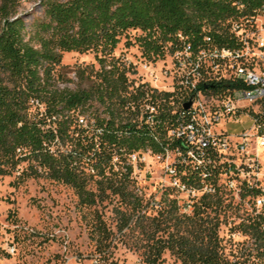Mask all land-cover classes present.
I'll return each mask as SVG.
<instances>
[{"label":"trees","instance_id":"trees-1","mask_svg":"<svg viewBox=\"0 0 264 264\" xmlns=\"http://www.w3.org/2000/svg\"><path fill=\"white\" fill-rule=\"evenodd\" d=\"M18 4L0 0V175L27 161L26 176L68 185L80 206H94L110 194L138 213L142 203L127 158L140 149L161 153L175 146L167 131L183 97L176 90L150 93L158 100L157 113L152 123L139 121L145 91L129 76L131 65L115 55L118 43L125 37L139 59L152 63L184 46L231 47L236 44L231 23L252 18L264 0H39L42 17L27 38ZM129 30L139 32L133 42ZM63 52L94 55L96 65L75 67L74 88L57 85L69 80L61 71ZM162 201L156 221L163 223L164 237L149 235L148 251L138 264H155L163 250L180 264H230L217 233L219 188L202 194L190 214L179 213L174 198ZM262 218L254 216L245 230L264 257ZM92 230L98 240L108 239L97 213Z\"/></svg>","mask_w":264,"mask_h":264},{"label":"rangeland","instance_id":"rangeland-1","mask_svg":"<svg viewBox=\"0 0 264 264\" xmlns=\"http://www.w3.org/2000/svg\"><path fill=\"white\" fill-rule=\"evenodd\" d=\"M18 14L25 22L27 38L34 31L36 19L42 17L39 0H19ZM138 34L129 30L127 38L133 42ZM125 39L121 38L115 55L138 61L135 44L126 46ZM61 63L64 79L69 80L57 85L69 88L76 86L73 71L77 65H96L92 52H63ZM156 66L160 68L162 62H157ZM137 67L138 72L145 74L139 65ZM83 117L90 120L88 113ZM226 127L232 130L239 125ZM258 153L264 162V149L259 148ZM172 156L170 153L168 160H162L154 154L146 155V162L136 165V169L132 166V187L142 203L138 213L110 194L94 206H80L72 188L43 176H26L23 170L27 161H21L9 174L0 175V264L140 263L148 251L149 235L164 237L165 227L156 221L164 205L162 200L174 198L178 212L182 213L180 205L184 193L172 189L168 194L167 177L161 171L163 162ZM234 193L231 187L223 184L219 187L221 205L216 209L220 219L217 233L223 255L230 264H264L258 242L245 230L254 217L251 202L237 198ZM96 213L108 231L106 241L98 240L92 230ZM152 217L157 218L152 221ZM155 264H180V261L163 250Z\"/></svg>","mask_w":264,"mask_h":264},{"label":"built area","instance_id":"built-area-1","mask_svg":"<svg viewBox=\"0 0 264 264\" xmlns=\"http://www.w3.org/2000/svg\"><path fill=\"white\" fill-rule=\"evenodd\" d=\"M230 29L234 46L176 48L160 68L145 59H122L133 64L129 76L145 91L138 105L139 121L152 123L157 113L158 100L150 93L176 90L183 97L167 131L177 140L175 146L161 153L140 149L131 152L127 162L136 169L146 162V155L168 160L173 153L161 171L170 188L184 193L182 213L190 214L202 194L212 195L223 184L237 198L251 202L254 216H262L264 226V162L258 153L264 149V4L252 18L231 23ZM137 65L145 74L137 71ZM187 101L190 104L184 108ZM30 102L43 107L37 100ZM79 122L85 123L82 118ZM228 124L239 128L229 130Z\"/></svg>","mask_w":264,"mask_h":264},{"label":"water","instance_id":"water-1","mask_svg":"<svg viewBox=\"0 0 264 264\" xmlns=\"http://www.w3.org/2000/svg\"><path fill=\"white\" fill-rule=\"evenodd\" d=\"M189 104H190V101H187V102H185V103L183 104V107H184V108H187V107L189 106Z\"/></svg>","mask_w":264,"mask_h":264}]
</instances>
